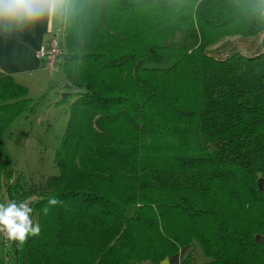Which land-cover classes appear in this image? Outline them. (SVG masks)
<instances>
[{"label": "trees", "instance_id": "trees-1", "mask_svg": "<svg viewBox=\"0 0 264 264\" xmlns=\"http://www.w3.org/2000/svg\"><path fill=\"white\" fill-rule=\"evenodd\" d=\"M55 161L30 183L3 136L33 110L0 71V193L29 202L40 233L4 239L1 264H264V14L258 0H69ZM263 32V50L208 53ZM60 204L45 215L50 198ZM4 237V236H3Z\"/></svg>", "mask_w": 264, "mask_h": 264}, {"label": "rangeland", "instance_id": "rangeland-1", "mask_svg": "<svg viewBox=\"0 0 264 264\" xmlns=\"http://www.w3.org/2000/svg\"><path fill=\"white\" fill-rule=\"evenodd\" d=\"M62 28L61 22L60 29ZM52 32L46 36L44 45L51 40ZM60 63L61 60L52 69L47 68L52 75L42 77L43 85L29 88L28 95L32 98L33 110L20 114L4 132L3 140L13 160L14 168L30 183H39L48 176L60 173L55 161L56 150L69 120L67 105L59 103L62 92L67 91L64 87L66 79ZM34 199L35 197L25 201L30 202ZM8 201L7 195L0 193V203ZM31 218L35 224V216L31 215ZM3 236L0 232V260L4 251ZM206 261L208 258L202 249L196 246L194 264H204Z\"/></svg>", "mask_w": 264, "mask_h": 264}, {"label": "crops", "instance_id": "crops-1", "mask_svg": "<svg viewBox=\"0 0 264 264\" xmlns=\"http://www.w3.org/2000/svg\"><path fill=\"white\" fill-rule=\"evenodd\" d=\"M60 20L62 22L58 16L50 21L45 15L34 21L0 22V71L26 86L28 93L32 86L43 85L42 77L52 75L44 66V61L38 58L37 51L45 44L46 36L60 28ZM262 40L263 32L247 37L230 36L211 45L208 53L218 59L235 52L253 56L263 50ZM259 188L264 191V177L259 179ZM258 239L264 240V237L259 235ZM190 250V246H186L177 254L167 256L169 264H182Z\"/></svg>", "mask_w": 264, "mask_h": 264}, {"label": "clouds", "instance_id": "clouds-1", "mask_svg": "<svg viewBox=\"0 0 264 264\" xmlns=\"http://www.w3.org/2000/svg\"><path fill=\"white\" fill-rule=\"evenodd\" d=\"M68 4L69 0H0V22L34 21L45 15L51 21L63 15ZM258 6L261 14H264V0H258ZM60 203L57 198H50L43 213L47 215L52 206ZM32 213L33 208L27 201L0 203V232H4L7 239L23 244L29 236L40 233L39 224L33 223ZM160 264H169L168 257Z\"/></svg>", "mask_w": 264, "mask_h": 264}, {"label": "built area", "instance_id": "built-area-1", "mask_svg": "<svg viewBox=\"0 0 264 264\" xmlns=\"http://www.w3.org/2000/svg\"><path fill=\"white\" fill-rule=\"evenodd\" d=\"M52 34L53 36L49 43L41 46V48L37 51L38 58L45 61V66L48 69H52L56 63H58L63 53L61 45L63 40L62 29L58 28L53 30ZM2 233L4 235V239L6 240V234L4 232Z\"/></svg>", "mask_w": 264, "mask_h": 264}]
</instances>
